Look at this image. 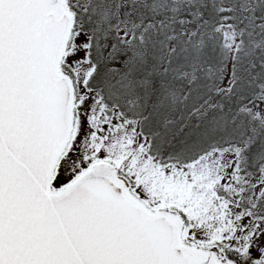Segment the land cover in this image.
<instances>
[{
  "label": "snow or ice",
  "instance_id": "6c2138e0",
  "mask_svg": "<svg viewBox=\"0 0 264 264\" xmlns=\"http://www.w3.org/2000/svg\"><path fill=\"white\" fill-rule=\"evenodd\" d=\"M0 264H264V0H0Z\"/></svg>",
  "mask_w": 264,
  "mask_h": 264
}]
</instances>
